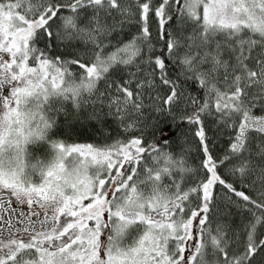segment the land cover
Instances as JSON below:
<instances>
[{
  "label": "snow or ice",
  "instance_id": "1",
  "mask_svg": "<svg viewBox=\"0 0 264 264\" xmlns=\"http://www.w3.org/2000/svg\"><path fill=\"white\" fill-rule=\"evenodd\" d=\"M0 264H264V0H0Z\"/></svg>",
  "mask_w": 264,
  "mask_h": 264
},
{
  "label": "trees",
  "instance_id": "2",
  "mask_svg": "<svg viewBox=\"0 0 264 264\" xmlns=\"http://www.w3.org/2000/svg\"><path fill=\"white\" fill-rule=\"evenodd\" d=\"M167 131H171V129L166 130V132L164 133L165 135L167 134ZM72 136L74 138L80 137L81 141L86 142L87 138L95 137L96 132L90 125L85 124L83 125V127L78 125L76 127V130L72 132Z\"/></svg>",
  "mask_w": 264,
  "mask_h": 264
}]
</instances>
